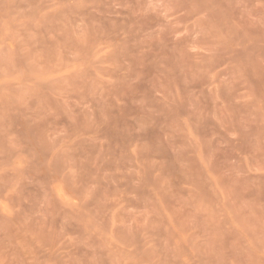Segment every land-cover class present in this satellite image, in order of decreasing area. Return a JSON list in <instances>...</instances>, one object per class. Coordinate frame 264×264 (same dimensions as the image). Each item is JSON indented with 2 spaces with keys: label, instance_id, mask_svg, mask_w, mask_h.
<instances>
[{
  "label": "rangeland",
  "instance_id": "rangeland-1",
  "mask_svg": "<svg viewBox=\"0 0 264 264\" xmlns=\"http://www.w3.org/2000/svg\"><path fill=\"white\" fill-rule=\"evenodd\" d=\"M0 264H264V0H0Z\"/></svg>",
  "mask_w": 264,
  "mask_h": 264
}]
</instances>
